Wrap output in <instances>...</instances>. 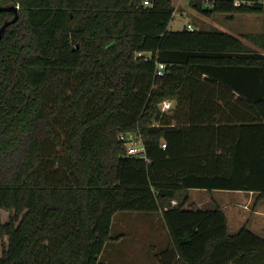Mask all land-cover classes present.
I'll return each instance as SVG.
<instances>
[{
    "label": "trees",
    "instance_id": "16d2710c",
    "mask_svg": "<svg viewBox=\"0 0 264 264\" xmlns=\"http://www.w3.org/2000/svg\"><path fill=\"white\" fill-rule=\"evenodd\" d=\"M246 1L190 8L264 13ZM0 6L19 16L0 42V212L13 213L0 218V264H103L122 212L161 214L169 245L159 264H264V237L230 235L220 207L190 196L264 201V34L242 37L256 52L220 30L171 31L173 0ZM14 18L0 12V29ZM123 134L141 136L148 162L126 156Z\"/></svg>",
    "mask_w": 264,
    "mask_h": 264
},
{
    "label": "rangeland",
    "instance_id": "374dc122",
    "mask_svg": "<svg viewBox=\"0 0 264 264\" xmlns=\"http://www.w3.org/2000/svg\"><path fill=\"white\" fill-rule=\"evenodd\" d=\"M173 3L176 5L178 2L173 0ZM176 8V14L171 23L174 30H182L191 21L194 27H205L210 25V22H223L225 19L222 16H217L211 18V21L206 20L208 16L191 9L188 2H185L184 6ZM202 21L205 23H201ZM171 109H174L173 102ZM190 196L192 202L197 205L200 204L198 207L202 209L215 210L220 207L228 215L230 221L229 233L232 234H235L244 226L257 229L260 223L255 215L264 213V204L262 202L255 203L256 194L251 196L249 193L237 191L192 190ZM11 216H13L11 212H0L2 223H7ZM158 216L157 213L133 212H122L117 215L112 228V236L116 237V240L106 244L100 262L103 264H157L159 255L168 244L166 229L163 221L157 218ZM234 216L242 221L241 226H239V222H234L237 221L234 220Z\"/></svg>",
    "mask_w": 264,
    "mask_h": 264
},
{
    "label": "crops",
    "instance_id": "0c3cea01",
    "mask_svg": "<svg viewBox=\"0 0 264 264\" xmlns=\"http://www.w3.org/2000/svg\"><path fill=\"white\" fill-rule=\"evenodd\" d=\"M259 2L264 4V0H259ZM183 4L185 5V2H182V3H179V4L177 3L175 5V7H177L176 9H178L180 6H184ZM181 13H183V12H181ZM175 14H176V10H175ZM217 16L218 17L222 16V18H225L224 21L223 22H217L216 21L214 23L210 22V25H206L205 27L204 26H197V27L195 26L194 28L196 30H203V31L220 30V31L226 32V33H228V34L240 39L251 50L256 51V52H261L260 48H258L255 44H253L251 42H248L247 40H245L242 37L244 35H247V34H254V35L264 34V13H262V14H213L211 16H208L206 18V20L211 21V18H214V17H217ZM189 23L192 24V21L189 22ZM201 23L204 24L205 22L202 21ZM186 25L184 26L183 29L186 28ZM170 30L171 31H181V30L172 29L171 25H170ZM210 90H221V89H219L218 87L214 86ZM237 98L238 97H236V99ZM249 194H251V196L254 195L253 193H249ZM262 204H264V201L262 202ZM198 205H200V204H198ZM119 214L120 213H117L115 215L114 219ZM157 214L159 215L157 218L159 220H162L161 214L160 213H157ZM225 215H226V213H225ZM255 216L257 217L256 219L259 220V223H260V224H258L259 227L256 229V228H252L250 226H244L243 228H247L250 231L254 232L256 235L264 237V213H261V215H255ZM226 217H227L228 227H229L230 226V221H229L228 215H226ZM234 220H237V221H234V222H239L238 223L239 226H241L243 224L242 221L239 218H237V216H234ZM234 224H236V223H234ZM163 225H164V223H163ZM241 230H239L235 234L239 233ZM235 234L230 233V235H235ZM167 243H168L167 244V246H168L169 245V240L167 241ZM166 248L167 247H165L164 249H166ZM158 263L159 262L157 261V264Z\"/></svg>",
    "mask_w": 264,
    "mask_h": 264
},
{
    "label": "built area",
    "instance_id": "2783aa9c",
    "mask_svg": "<svg viewBox=\"0 0 264 264\" xmlns=\"http://www.w3.org/2000/svg\"><path fill=\"white\" fill-rule=\"evenodd\" d=\"M179 3L182 2H188L191 3L192 0H175ZM252 2H248L246 0H235L234 4L236 6H241L243 4H251ZM145 6H149L150 3L148 1L144 2ZM210 6L209 0H207V5ZM175 15V14H174ZM186 30L188 31H195L196 29L191 23H188L186 25ZM145 54L138 53L136 56L137 57H143ZM149 57V56H148ZM148 57H145L147 60ZM165 70H166V64L163 62H156V76L157 77H163L165 75ZM171 102H164L162 105V111L167 112L171 109ZM120 142L122 146L126 149V156L129 158H135L138 160H144L146 162L149 161L148 156H147V150L146 146L142 141V138L140 135L137 134H123L120 136ZM163 148L166 147V144L162 145Z\"/></svg>",
    "mask_w": 264,
    "mask_h": 264
},
{
    "label": "water",
    "instance_id": "95a60500",
    "mask_svg": "<svg viewBox=\"0 0 264 264\" xmlns=\"http://www.w3.org/2000/svg\"><path fill=\"white\" fill-rule=\"evenodd\" d=\"M0 12H13L15 13V18L12 21L6 22L0 29V42L2 40L3 33L7 27L15 23L18 20V7H1Z\"/></svg>",
    "mask_w": 264,
    "mask_h": 264
}]
</instances>
